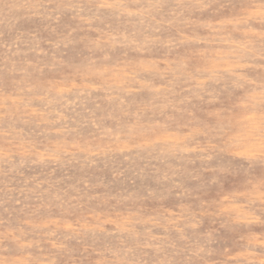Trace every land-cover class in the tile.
Listing matches in <instances>:
<instances>
[{"label": "rangeland", "instance_id": "rangeland-1", "mask_svg": "<svg viewBox=\"0 0 264 264\" xmlns=\"http://www.w3.org/2000/svg\"><path fill=\"white\" fill-rule=\"evenodd\" d=\"M0 264H264V0H0Z\"/></svg>", "mask_w": 264, "mask_h": 264}]
</instances>
